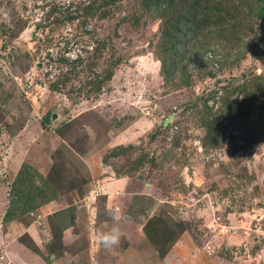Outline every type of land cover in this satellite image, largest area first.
Segmentation results:
<instances>
[{
    "label": "rangeland",
    "instance_id": "1",
    "mask_svg": "<svg viewBox=\"0 0 264 264\" xmlns=\"http://www.w3.org/2000/svg\"><path fill=\"white\" fill-rule=\"evenodd\" d=\"M79 2L86 0H0V264H264V130L250 135L261 126L259 110L249 117L258 125L251 130L235 129L225 112L220 135L205 142L189 106L218 87L229 84L233 100L243 96L240 84L264 83V44L254 47L263 21L246 20L247 56L231 69L211 76L214 64L205 69L211 61L195 57L183 84L181 72L166 80L155 51L161 20L143 14L139 0H116L108 16L97 11L84 25ZM104 40L121 61L100 90L89 89L88 50ZM79 57L86 62L76 64ZM106 64L97 62L96 72ZM225 95L218 89L210 101L217 115ZM263 99L260 87L254 101ZM23 167L60 198L30 224L5 223ZM109 205L124 217L123 236L105 249L97 236L115 224ZM64 207L74 209L75 222L55 237L54 213ZM157 214L179 226L164 257L144 231Z\"/></svg>",
    "mask_w": 264,
    "mask_h": 264
},
{
    "label": "trees",
    "instance_id": "2",
    "mask_svg": "<svg viewBox=\"0 0 264 264\" xmlns=\"http://www.w3.org/2000/svg\"><path fill=\"white\" fill-rule=\"evenodd\" d=\"M114 3H116V0H86V2H79V8L83 9L80 25H84L85 20L90 16L93 17L97 11L100 12V17L108 16L110 11L105 10L106 6L108 7ZM242 3H244L243 9L241 8ZM139 5L143 9V14H152L153 18L161 20L159 42L155 51L162 61V70L167 81L175 78L178 72L188 75L189 66L196 62L193 59L195 57L199 62L204 60L205 57L211 61L210 64L203 65L205 69L214 64V70L209 72L211 76H215L216 68L220 71L231 69L237 60L247 56L241 50L243 46L241 42H243V35L246 34L245 29L248 25L246 20L251 19V16H253L260 18L264 23V0H139ZM244 10L247 12L244 13ZM59 19L61 18L59 17ZM64 19L72 21L74 16L66 15ZM85 31L91 36L95 34L91 30ZM263 44L264 36L260 37L258 42H254V47L260 49ZM106 46L107 41L104 40L100 41L93 50H88L87 57L92 60V64H88L89 73L87 74L88 80L85 86L89 84V89L100 90L102 84L114 75V67L121 61V57H116L114 51H110L113 49L112 47L108 48L107 53ZM261 51L264 53V49ZM254 53H258V51L255 50ZM106 54L110 56L107 57ZM235 54L236 57H234ZM102 59L107 64L100 72H96L94 66ZM84 62H86L84 57H79L76 60V64H83ZM189 78V75L183 78L182 83L190 84ZM252 87L253 89H251ZM260 87L264 88V83L247 81L240 84L238 91L243 96H237L233 100L229 84L213 89L205 97L204 94H196L189 106L197 108V117L200 118L201 127L205 129V142L209 138L214 141L216 139L215 135H220L217 132L218 125L219 123L222 124L224 121L222 117L226 115L230 118L235 129H257L258 125L254 126L255 124L249 120L255 109L259 110L256 121L261 126L258 128V132L251 131L250 135L252 140L263 136L264 99L260 104L254 101L256 92ZM218 89H223L226 94L222 97L218 96L220 100L218 113L222 112V116L214 113V111L217 112V109L214 110L215 105L210 104L211 100H215ZM173 115L174 113L166 118L164 124L167 125ZM62 130V127H58L56 131L60 134ZM176 144H178V141H176ZM129 147L133 148L132 145L117 146L113 148L112 152L121 154L123 150ZM41 183L34 181L30 178V175H27L26 167L19 171L10 188L9 206L3 218L5 223L17 219L30 224L34 219L36 220L35 217L38 216L43 206L60 198L58 197L59 194L55 192L56 190L49 186V183L40 185ZM26 217H29V219H25ZM54 217L59 218L52 227V231L57 237L63 230L74 224L76 215L74 209L64 207L57 210ZM144 231L148 240L154 245L157 254L164 257L171 241L173 242L176 239V234H179V226L175 224L170 216L157 214L150 218ZM53 252L56 253L57 257L63 254L56 250Z\"/></svg>",
    "mask_w": 264,
    "mask_h": 264
},
{
    "label": "clouds",
    "instance_id": "3",
    "mask_svg": "<svg viewBox=\"0 0 264 264\" xmlns=\"http://www.w3.org/2000/svg\"><path fill=\"white\" fill-rule=\"evenodd\" d=\"M106 211L115 221V224L109 231L99 234L97 236V242L105 249H112L119 245L123 236L120 228V221L124 219V217L118 208H113L111 205L108 206Z\"/></svg>",
    "mask_w": 264,
    "mask_h": 264
}]
</instances>
